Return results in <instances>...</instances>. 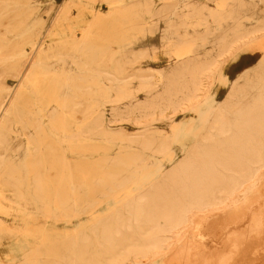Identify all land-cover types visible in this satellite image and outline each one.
<instances>
[{
    "label": "bare ground",
    "instance_id": "1",
    "mask_svg": "<svg viewBox=\"0 0 264 264\" xmlns=\"http://www.w3.org/2000/svg\"><path fill=\"white\" fill-rule=\"evenodd\" d=\"M262 38L264 0H0V250L18 236L28 245L4 264L264 259V56L185 130L182 156L151 174L169 144L156 122L208 100L222 66ZM130 117L144 137L126 133ZM117 145L125 152L108 169ZM108 199L90 227L42 226Z\"/></svg>",
    "mask_w": 264,
    "mask_h": 264
},
{
    "label": "rangeland",
    "instance_id": "2",
    "mask_svg": "<svg viewBox=\"0 0 264 264\" xmlns=\"http://www.w3.org/2000/svg\"><path fill=\"white\" fill-rule=\"evenodd\" d=\"M99 4V3H98ZM97 3L95 5H98ZM106 7V6H105ZM105 7L101 8V11H105ZM99 9V7H97ZM75 14V19H73L74 26L73 28L77 30V26L80 24H76V21L81 22L79 19H77ZM264 56V38L261 39L259 43L245 45L243 48H241L234 56L229 58V60L222 66V70L220 73L219 79L214 83L212 86V90L210 93V97L208 100H202L201 104L198 107H188L181 112L174 114L171 116V114L168 113V118L165 121L162 122H156V129L159 131H164L167 133L169 138V144L167 146V152L166 155L158 156L155 159H152V162L154 167L151 169V174L154 176L158 174L159 169H164L166 167H169L176 158H179L182 156V154L190 147L192 135L185 132L186 129L189 127H196L200 122V117L203 111L213 104L214 102H218L220 99L223 98V96L226 94V91L228 89V86L232 80L233 77H235L239 72L243 71L245 68L252 66L254 63H256L258 60H260ZM159 58L155 56H150L149 59L151 61H155V59ZM244 68V69H243ZM243 69V70H242ZM204 78L202 79V81ZM203 83L206 84V80L203 81ZM86 105H93L94 100L92 98L84 99L83 100ZM74 121H82V119L77 115L74 117ZM94 120H89L88 124H92ZM134 119L133 117H130L128 121L123 123V128L125 129L126 133H128L131 137L134 138H142L145 135L144 134H137L136 130L133 126ZM99 123L102 124V128L106 130H110L112 126H110L109 120L107 117H104L102 120H99ZM83 143H80L78 138H75L73 140L72 147H79L82 146ZM125 152V146L117 145L114 147L113 150H111V160L108 163L107 168L111 169L119 164V160L115 158L117 153ZM142 152L144 154L147 153L144 149L141 148ZM131 152V151H128ZM67 158L70 161H73L72 155L67 154ZM92 159H87L86 161H83L81 163H88L92 162ZM97 173L94 175H91L93 177H88L89 180L97 179L96 176ZM151 174L144 176L143 178H140L138 180V184H141L142 182L145 183L151 179ZM94 181H87L86 186L82 188L85 190L88 185H93ZM99 183V182H98ZM136 183H132L129 185V187H134ZM137 184V185H138ZM108 203V206L106 205ZM113 201L112 199H108L107 201H104L100 203L98 206H95L89 210H86L84 212H81L76 218H69V216H61L58 218H52L51 222L49 224L43 223L41 221L42 226L46 228V233L48 235L54 236V232H65V233H71L74 230L81 227H90L91 219L98 218V217H104L109 214V212L113 209ZM12 246L9 248L4 247L2 250H0V264H4V261L11 262L12 260L16 259L18 254H21V251H26L27 249V242L21 237L18 236L17 238H13ZM260 254H257L256 251L252 252L250 254L251 262L249 264H264V259L260 258ZM168 258H158L156 261L152 264H167Z\"/></svg>",
    "mask_w": 264,
    "mask_h": 264
}]
</instances>
